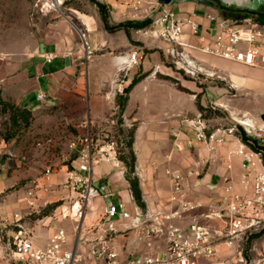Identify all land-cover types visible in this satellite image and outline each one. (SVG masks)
<instances>
[{
	"label": "crops",
	"instance_id": "crops-1",
	"mask_svg": "<svg viewBox=\"0 0 264 264\" xmlns=\"http://www.w3.org/2000/svg\"><path fill=\"white\" fill-rule=\"evenodd\" d=\"M105 2L100 1L99 4L107 8L104 15L111 30L106 29L102 12L96 5L91 11H75L79 14L83 29H72L66 20L57 23L45 20L33 32L32 43L24 54L0 57V93L3 104L8 109H13L17 124L29 120V133L47 136L46 141H38V146L31 148V151H49L54 146L63 150L62 157L54 163V175L46 181L52 186L65 182L70 173L68 166L62 163V159L72 153L71 140L67 139L68 127L73 126L81 132L82 129L91 128V125H102L112 114L120 112L132 125L125 130L132 133L129 151L135 156V175L143 192V202L146 205L144 207L152 211L174 207L167 204L168 189L162 192L159 189L147 190V187H159L164 185V181L168 185L170 179L168 181L164 177L167 170L181 171L186 179L184 200L203 205V208L187 213L180 223L188 226L194 218L204 223L201 215L210 206H217L224 196L226 177L231 178L236 191L242 189L243 160L237 155H230L237 146L230 140L213 144L212 150L207 142L198 141L187 121L214 106L215 110H228L235 117L246 115L256 121L264 118V69L195 52L194 55L202 66L216 74L212 78L201 77L199 80L204 86L198 87L195 82L184 79L183 73L166 65L170 62L164 54L167 43L143 35L140 30L145 27L135 29L126 26L115 29L119 25L144 21L134 19L132 9L121 0ZM181 4L182 14L196 13L203 17L208 13H218L193 1ZM262 10L264 8L258 12ZM257 16L263 18V15ZM199 21L205 29L210 30L209 21L204 18ZM81 32L86 36L90 53L79 38ZM187 39L197 42L193 37L187 36ZM42 45L44 53L40 52ZM135 51L141 58V64L130 69L124 77L119 74L122 59ZM49 56L54 57L51 62L46 60ZM54 62L56 64L52 65ZM156 66L159 71L152 74ZM120 76L126 80L123 94L126 102L122 109L118 104L119 96L113 98L110 93L111 84ZM173 79L177 83L173 84ZM39 94H44L47 98L40 101ZM1 131L0 124V195L31 176V170L23 167L26 164L24 159L18 158L15 153L14 140H4L7 134ZM22 131L20 127L11 129L14 137L19 136ZM190 132L194 134L197 146L192 145ZM7 151L13 152L15 157L8 158L4 154ZM49 155L50 153L47 154ZM73 163L77 164V170L79 159ZM122 163L117 168L108 162L97 163L93 167V177L99 185L108 186L116 200L124 201L127 209L131 211L137 202L131 184L124 177L126 163L124 160ZM40 180L42 182L45 179ZM29 184L28 182L25 187ZM54 188L53 193H49V188L47 191L34 192L33 189L23 194H7L0 204L1 220H11L13 214L18 213L16 208L21 203L17 204V195L22 197L23 205L33 200L38 202L43 196L49 197L52 202L58 201L61 192L58 187ZM105 202L102 198L96 199L90 210L98 203L102 204V209L91 213L88 210L83 219L79 243V249L83 252L88 251L86 241L93 237L91 228L101 220ZM57 210L59 211V207ZM58 211L54 218L47 216L32 223L25 221L38 246L44 247L58 229H64L61 223H67L68 220L63 219L60 212L57 214ZM68 228L70 229V225ZM66 231L70 234V230ZM99 235L96 233L95 236ZM110 246L119 253L120 258L125 259L161 253L165 248V241L163 238L144 237L139 240L135 231H129L117 237ZM222 252L224 263L239 264L241 258L236 251L223 248ZM202 261L211 264L209 261ZM101 263L105 264V261Z\"/></svg>",
	"mask_w": 264,
	"mask_h": 264
},
{
	"label": "built area",
	"instance_id": "built-area-1",
	"mask_svg": "<svg viewBox=\"0 0 264 264\" xmlns=\"http://www.w3.org/2000/svg\"><path fill=\"white\" fill-rule=\"evenodd\" d=\"M134 12L133 18L150 23L140 32L146 37L164 41L167 48L164 54L171 60L174 68L196 80L201 77L212 78L216 74L206 70L195 57V52L214 55L229 61L253 68L264 69V10L263 18L232 14L225 19L219 13H208L201 17L196 13H177L170 6L151 0H121ZM65 0H40L37 4L42 14L60 12ZM243 17V18H242ZM211 23L205 29L199 19ZM187 36L197 39L193 43ZM84 47L90 53L86 36L81 32ZM54 57L46 58L51 62ZM141 64L138 52H131L122 59L119 74L126 73ZM159 67L152 70L156 74ZM219 77V76H218ZM126 90V80L121 76L111 84L113 98L121 96ZM46 95L39 94L44 101ZM213 110L216 107H212ZM118 110V107H117ZM211 120L198 113L187 121L198 141L213 144L230 140L236 149L230 155L243 160L242 189L236 191L231 178H225L224 196L217 206H210L201 215L204 223L197 218L188 226L180 221L187 213L196 212L203 205L194 204L183 198L186 179L181 171L167 170L172 185L171 207L167 210L152 211L138 204L130 211L126 203L116 200L108 186L99 185L93 177V167L100 162H108L116 168L123 165L121 156L126 147L116 140L119 128H131L123 114L114 113L102 125H96L100 132L93 137L89 127L87 136L79 137L70 144L72 151L78 153L77 170L69 173L67 182L78 193L71 207L59 206L60 216L77 223L76 239L64 229H58L44 247L35 243L33 232L26 225L24 217L15 213L11 220H0V262L2 264H200V261H214L220 258L223 248L234 250L242 258L245 240L262 234L264 238V119L258 121L246 116L229 113L225 124L210 129ZM122 149V150H121ZM8 158L15 157L11 151L4 152ZM229 168L230 165H229ZM50 172L47 171V176ZM102 198L105 202L101 220L92 228L93 237L86 241L88 251L79 249L83 219L94 201ZM115 199V200H113ZM178 204V206L176 205ZM176 205V206H175ZM135 231L140 238H163L165 248L161 253H149L122 259L110 245L119 236ZM100 234L99 236H95ZM72 240V241H71ZM253 264H264V254Z\"/></svg>",
	"mask_w": 264,
	"mask_h": 264
},
{
	"label": "rangeland",
	"instance_id": "rangeland-1",
	"mask_svg": "<svg viewBox=\"0 0 264 264\" xmlns=\"http://www.w3.org/2000/svg\"><path fill=\"white\" fill-rule=\"evenodd\" d=\"M40 0H0V57H6V56H12V55H20L24 54L28 48V46L32 43L33 39V32L35 33L38 28H40L45 22V20H48L52 23L60 22L61 20H66L68 22V26L71 27L74 30L83 29L84 26L82 25L79 14L75 11H83L86 9H95L97 3L100 1L105 2L106 0H65L64 5L61 7V10L63 12H51L48 14H42L40 10L37 7V4ZM155 1V0H151ZM106 3V2H105ZM182 4H176L172 5L170 8L174 10L177 13H182ZM260 13V12H259ZM253 16L258 15V13L252 14ZM80 40L82 39L80 35ZM83 41V40H82ZM84 43V42H83ZM56 62V61H55ZM54 62L55 65L56 63ZM169 67H174L171 60L170 62L166 63ZM175 69V68H174ZM176 70V69H175ZM177 71V70H176ZM184 79L195 82L198 87L204 86V84L200 83V80H196L190 76H186L183 73ZM174 80V79H173ZM177 83L176 80L173 81V84ZM190 98H192V95H190ZM0 93V124L2 132L7 135H11V129H15L16 127H20L23 131L20 132L19 136L12 137L10 140H14V150L15 153H17L18 158H23L24 162L26 164L23 165L24 168H27L31 170V176L30 178L26 179L24 182L21 181L17 186L8 189L5 193L0 195V204L3 200V197L11 192H21V194L25 192H30V190L34 189V192L37 190H46L49 189V193H52L55 191V187H58V191L61 193V197L58 201L52 202L51 199L47 196H43L40 201H31L24 203L21 201L22 197L20 195L19 199H17V204H20L21 206H18L16 208V212L20 213L24 217V221L27 222H35L37 220H43V218L47 216H51L54 218V214H56L57 208L62 205L66 204V206L71 207L73 205V202L77 200L78 193L76 191H73L67 182V180L61 184H52L46 183L48 181V178L52 175H54L53 169L55 168V161L62 157V149H60L57 146L51 147L49 151H38V153H35L33 150L31 151V148L38 146L36 143L38 141H46L47 136L45 135H33L29 133V120H23L20 124L13 122L15 119H13L14 113H12V108L8 109L6 105L3 104ZM10 111V112H9ZM203 114H205V117L209 120H211L210 123V129L214 130L217 127L220 126H227L225 124V120H221L222 118H226L229 116L228 110L219 109L213 110L212 108L205 109L202 111ZM10 115V116H9ZM71 125V124H70ZM10 129V130H9ZM89 127L82 129L81 132H78L76 128L73 126L68 127V140L77 141L79 137H86L88 133ZM129 129V128H128ZM9 130L7 133L6 131ZM100 132L96 126L94 127L91 125V133L93 134V137L96 133ZM130 130L126 131L125 129L122 130L121 128L118 129L117 132H115L116 140L119 142V144H122L121 147H126V153L120 157L121 160L124 158L125 161L129 162L131 160V151H129V144L132 133H129ZM17 133V131H16ZM189 137L192 139V145L197 146V142L195 140L194 134L192 132L189 133ZM59 138V137H57ZM56 137L54 138L55 141ZM58 141V140H57ZM36 144L35 146H33ZM71 144V143H70ZM55 145V144H54ZM42 149V147H38ZM122 150V149H121ZM50 153L49 156L47 154ZM21 158V159H22ZM78 159V153L76 151H72V153H69L68 156L63 160V164L68 166V171L71 172L73 170H76L77 164H74L73 161ZM49 170L50 174L47 176V171ZM56 174V172H55ZM124 177L129 182L132 181H138L137 176L135 175V171L132 173L130 168L127 167L124 169ZM164 177L167 178L169 181V176L165 173ZM41 178L45 179L44 181L40 182ZM69 178V175H68ZM30 183L29 186H26L27 183ZM130 183V182H129ZM169 184L161 185L159 187H147L149 189H159L160 191L164 192L167 189L169 190V200L167 202L168 206L171 205L170 200L172 198V185L170 181ZM139 184V183H138ZM141 195H142V203L143 202V192L141 190V187L139 185ZM143 187V191H144ZM23 191V192H22ZM149 195L148 192H145ZM134 196V195H133ZM40 198V196H37V198ZM115 200V199H113ZM21 201V202H20ZM44 201V202H43ZM54 201V199H53ZM46 202V204H44ZM140 205L139 203H137ZM145 205V204H144ZM141 206V205H140ZM146 207V205H145ZM144 207V208H145ZM102 209V204H96L95 208L90 210L89 213L93 211H100ZM60 210L57 212L59 214ZM56 218V217H55ZM1 220V217H0ZM67 223L62 222L61 227L66 229L70 225V235L73 237V239L77 237L78 231L76 230L77 223L73 222L70 218H67ZM262 234H258L254 237H250L249 239L245 240L244 246L242 249V258L239 260V264H253L254 260L260 259L264 254V238H262ZM1 250V245H0ZM224 254L221 251L220 258L214 261H209L211 264H226L224 263ZM238 263V262H237ZM200 264H205L204 261H200Z\"/></svg>",
	"mask_w": 264,
	"mask_h": 264
},
{
	"label": "water",
	"instance_id": "water-1",
	"mask_svg": "<svg viewBox=\"0 0 264 264\" xmlns=\"http://www.w3.org/2000/svg\"><path fill=\"white\" fill-rule=\"evenodd\" d=\"M188 1H193L199 5L213 9L221 14L225 19L231 18V12L229 9L235 8L256 13L260 9L264 8V0H157L159 4L164 6H172ZM244 15L245 13H242V16ZM40 52L44 53L43 45L40 48Z\"/></svg>",
	"mask_w": 264,
	"mask_h": 264
},
{
	"label": "trees",
	"instance_id": "trees-1",
	"mask_svg": "<svg viewBox=\"0 0 264 264\" xmlns=\"http://www.w3.org/2000/svg\"><path fill=\"white\" fill-rule=\"evenodd\" d=\"M97 6L99 7L100 11L102 12V18H103V22L105 24L106 29L107 30H111L109 25H108L107 17H106V15H104L105 13H107L106 12L107 8L105 6L100 5L99 3H97ZM229 11L231 13L233 11L237 12L239 15H241L242 13H245L247 15L254 14V12L243 11V10H239V9H229ZM257 13H258V15L259 14L262 15L259 12H257ZM149 23H150L149 20H146V21H144L142 23H140V22H132V23H127L126 25H119L115 29H117V28L120 29L121 27H126V26L130 27V28L141 29V28H144V27L148 26ZM125 102H126V98L124 97V95L119 96L118 104L121 107V109L124 107ZM13 122L15 123L14 125L16 126V123H17L16 119ZM12 137H13L12 134L11 135H7L6 137H4V140L8 141ZM129 146H130V144H129ZM122 160L125 161L124 158ZM125 163H126V166L129 167L131 172L133 173L135 171V156H134V153L131 152V160L129 162L125 161ZM129 182L131 184V189H132V192H133V195H134V198H135L136 202L139 203L141 205V207H144V204L142 203V195H141V191H140V188H139L138 181L130 180Z\"/></svg>",
	"mask_w": 264,
	"mask_h": 264
},
{
	"label": "flooded vegetation",
	"instance_id": "flooded-vegetation-1",
	"mask_svg": "<svg viewBox=\"0 0 264 264\" xmlns=\"http://www.w3.org/2000/svg\"><path fill=\"white\" fill-rule=\"evenodd\" d=\"M232 13L235 14V15L238 14L237 12H234V11Z\"/></svg>",
	"mask_w": 264,
	"mask_h": 264
}]
</instances>
